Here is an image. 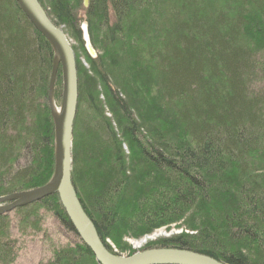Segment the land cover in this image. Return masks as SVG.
<instances>
[{
    "label": "trees",
    "instance_id": "16d2710c",
    "mask_svg": "<svg viewBox=\"0 0 264 264\" xmlns=\"http://www.w3.org/2000/svg\"><path fill=\"white\" fill-rule=\"evenodd\" d=\"M39 1L56 25L80 41L82 11L91 38L100 36L106 55L111 43L123 40L119 50L124 61H129L130 43L135 48L130 53L153 75L136 79L119 72L120 81L146 84L148 78L154 85L158 97L146 108L152 134L146 136L127 93L110 82V64L88 55L120 122L127 123L123 137L131 150L128 159L108 125L91 120L107 137L102 152L110 158L108 167L94 176L100 185L96 182L91 190V180L79 172V158L87 150L80 149L77 128L73 135L72 180L105 246L118 254L108 239L122 251L125 235L183 227L185 221L192 233L149 240L141 250L181 248L227 264H264V0H90L88 8L82 0H47L49 10L45 0ZM53 57L52 45L18 2L0 0V196L44 185L53 174L55 134L48 101ZM76 61L77 112L87 106L92 114L77 54ZM61 94L59 68L56 96L61 99ZM156 120H162L163 129ZM129 181L130 202L124 196ZM40 208L77 237L55 250L48 264H99L58 193L11 212L27 226ZM11 212L0 214L2 264H12L18 256L8 232Z\"/></svg>",
    "mask_w": 264,
    "mask_h": 264
},
{
    "label": "rangeland",
    "instance_id": "374dc122",
    "mask_svg": "<svg viewBox=\"0 0 264 264\" xmlns=\"http://www.w3.org/2000/svg\"><path fill=\"white\" fill-rule=\"evenodd\" d=\"M44 3L46 5V8L49 10L48 1L45 0ZM79 16L81 17V19L79 20V28L83 32V39L80 41L76 38L75 35L71 33L68 34V37L70 38L72 45L76 50L78 59L80 60V63L83 66V76L81 77L83 78L84 82H86L84 85V92L87 94V96L84 97V100L87 101L88 95L91 96L90 99L91 104L89 105V107L93 108L92 109L93 111L91 114L86 110L87 106H84L82 110L77 112L73 135L75 129L77 128L76 134H79L78 142L80 143L79 144L80 149L87 150V152L84 153L79 158L80 159L79 172H80V176L87 178L88 180H91L92 184L90 183L87 187L92 190L95 189L94 185H97L96 182H99L98 184L100 185V181H101V180L96 181V178L94 179V176L97 177V175L102 172L103 168L108 167L106 164L110 161V158H107V155L102 152V149L106 145L105 138L107 137L103 135V132H97L96 126L94 125L95 123L93 122L94 123L93 124L91 120L93 121L95 120L97 123L103 121L108 125L109 129L113 131L114 137L119 139V141L121 140L123 151L128 159L131 154V150L128 146L127 140H125V137H123L126 134L125 124L127 125V123L120 122L122 118L119 112L117 111V108L113 106L109 94L105 90L104 85L101 83L98 75L93 70V66L91 65V63H89L88 55H90L92 58H96L97 56L102 57V60L105 63L110 64V68L108 70L110 72L109 74L111 79L110 82H112V85L115 88L118 89L120 88L121 91L120 93L123 94H125V92L127 93L126 95L128 98L127 97L126 98L131 102L130 105L133 108L134 111L133 113L137 119L136 121L139 123L141 127V132L146 136L152 135L150 133L151 131L149 132V128L147 129L149 125H146L147 118L145 117V115H149L148 110H146V108L150 104H152L158 96L155 93L156 91L154 90V85L152 86V84L148 82L147 80L148 78H146L145 80L146 84L145 83L138 84L135 83L134 81L130 82L127 79H126L127 82L124 80L120 81L119 75L121 72L124 74L126 78L127 76H131L137 79V77L140 75L141 76L146 75L147 77L148 74L151 77H153V75L150 74V72H147L145 67V62L142 59L135 58L133 56V51L132 53H130L131 50L135 51L133 45L129 43L126 48V52H127L126 54L128 55L127 57L129 59L128 63L124 61V56H122L119 50V46L123 42V40H119L118 44L111 43L110 47H112V50H110V53L106 55L103 49V44L101 43L102 40L101 39L99 40L100 36L97 37V39L91 38V34H90L91 28L89 27L86 19L84 18L83 12L80 10H79ZM61 27L65 29L64 26ZM85 34L89 36L92 48L95 51L94 55H91L87 49ZM118 58H120L119 60L120 69H117L115 67ZM123 83L125 85L127 84L126 87ZM79 85L80 84L78 81V86ZM92 85L94 86V88H90L93 87ZM124 88H126V90ZM54 98L57 106H59L61 104L62 96L61 99H59L56 96V82L54 87ZM137 99L139 101L138 103H137ZM142 99L144 104L141 103ZM48 101H49V89H48ZM49 106H50V102H49ZM139 113H142L144 117H140ZM79 118H80V122L78 121V124L76 125L77 119ZM155 122L153 123L157 127L163 129L162 120H156ZM73 141H74V137H73ZM88 156L92 158H88ZM92 180H94L93 181L94 183L92 182ZM102 185L103 186H100V188H98L99 190H102L104 188V183ZM127 185L128 186L124 196H125V200L130 202L132 201L130 200V198L133 197V196L130 197L129 195L130 194L129 191L131 189L130 181L128 182ZM126 216H127L126 213L119 214L120 218H126ZM195 218H198V216ZM118 220H117V224H121L120 225L121 227L119 226L117 227H119L121 230L123 224L122 221H120L121 222L120 223ZM9 221H10V227L8 229L9 236L11 239L14 240L15 247L18 253L17 259L12 264H48L49 261L53 258L55 250L64 247L67 244H73L74 242L77 241V237L74 233H71L66 228H64L62 224L59 222V220L51 212L42 208L38 209L37 212H34L32 214L30 225L25 226L26 224H24L23 218L20 215L16 214L15 212H11L9 214ZM183 223H184L182 224L183 227H178V225L173 224L170 227H161L156 229L150 234H145L139 237L125 235L121 239V245L122 248H124L122 251L119 250V246H117L113 240L108 239V243L111 245L112 249L115 252H117L119 255L127 256L131 253L132 249L136 251L141 250L149 240H155L161 237H172L184 231L186 232L190 231V229L187 228V226H185L186 222L183 221ZM119 228L117 229L119 230ZM190 232L192 233V231ZM0 264L2 263L0 262Z\"/></svg>",
    "mask_w": 264,
    "mask_h": 264
},
{
    "label": "water",
    "instance_id": "95a60500",
    "mask_svg": "<svg viewBox=\"0 0 264 264\" xmlns=\"http://www.w3.org/2000/svg\"><path fill=\"white\" fill-rule=\"evenodd\" d=\"M16 1L36 29L48 39L54 51L48 89L54 121L55 165L50 180L44 185L0 196V214L58 193L73 227L91 249L99 264H227L210 255L188 249L148 248L124 256L111 252L105 246L96 225L86 213L72 180L73 131L79 96L76 53L67 33L52 21L39 0ZM89 4L90 0H83L85 8H88ZM85 41L88 51L94 55L95 51L87 34ZM59 68L62 73V100L57 106L54 87ZM54 106L58 108L57 113H54Z\"/></svg>",
    "mask_w": 264,
    "mask_h": 264
},
{
    "label": "bare ground",
    "instance_id": "6f19581e",
    "mask_svg": "<svg viewBox=\"0 0 264 264\" xmlns=\"http://www.w3.org/2000/svg\"><path fill=\"white\" fill-rule=\"evenodd\" d=\"M78 103H79V97H78ZM58 108L54 106V113H57Z\"/></svg>",
    "mask_w": 264,
    "mask_h": 264
}]
</instances>
